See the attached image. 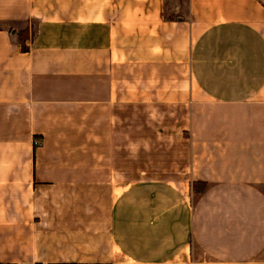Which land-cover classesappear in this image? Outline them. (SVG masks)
I'll return each mask as SVG.
<instances>
[{
	"label": "crops",
	"instance_id": "0c3cea01",
	"mask_svg": "<svg viewBox=\"0 0 264 264\" xmlns=\"http://www.w3.org/2000/svg\"><path fill=\"white\" fill-rule=\"evenodd\" d=\"M17 263L264 264V0H0Z\"/></svg>",
	"mask_w": 264,
	"mask_h": 264
},
{
	"label": "trees",
	"instance_id": "16d2710c",
	"mask_svg": "<svg viewBox=\"0 0 264 264\" xmlns=\"http://www.w3.org/2000/svg\"><path fill=\"white\" fill-rule=\"evenodd\" d=\"M32 31V29H31ZM17 37H18V41L21 44V50L22 51H27V46L25 44V41L28 39L29 37V30L27 28H24L22 30H19L16 32ZM206 187V183L205 182H192L191 183V188L194 194H200Z\"/></svg>",
	"mask_w": 264,
	"mask_h": 264
},
{
	"label": "rangeland",
	"instance_id": "374dc122",
	"mask_svg": "<svg viewBox=\"0 0 264 264\" xmlns=\"http://www.w3.org/2000/svg\"><path fill=\"white\" fill-rule=\"evenodd\" d=\"M173 1L177 2V4L181 5V7H185V4L187 2V0H173ZM173 11H177V9L174 8ZM151 158H152V156H148V157L144 156V159H146V160H149ZM152 169H156L155 171H157V170L160 169V167L152 168V167H147L146 166V167H139L138 168L136 166H129L128 175H129L130 179H134V178H137L139 176L147 175L149 171H153ZM165 171H167V170H164L163 172H165Z\"/></svg>",
	"mask_w": 264,
	"mask_h": 264
},
{
	"label": "built area",
	"instance_id": "2783aa9c",
	"mask_svg": "<svg viewBox=\"0 0 264 264\" xmlns=\"http://www.w3.org/2000/svg\"><path fill=\"white\" fill-rule=\"evenodd\" d=\"M17 264H22V263H17ZM41 264H50V263H41Z\"/></svg>",
	"mask_w": 264,
	"mask_h": 264
}]
</instances>
